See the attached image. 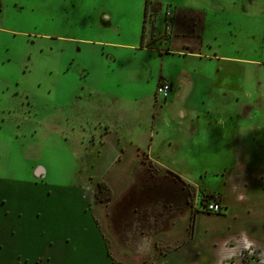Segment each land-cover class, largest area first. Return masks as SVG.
Returning a JSON list of instances; mask_svg holds the SVG:
<instances>
[{"label":"rangeland","instance_id":"374dc122","mask_svg":"<svg viewBox=\"0 0 264 264\" xmlns=\"http://www.w3.org/2000/svg\"><path fill=\"white\" fill-rule=\"evenodd\" d=\"M245 1L255 5L250 20L242 11ZM145 3L0 0V177L40 182L42 167L47 170L43 178L53 185L50 195L69 185L93 197L116 264L152 262L176 247L187 250L180 262L203 264L211 254L198 251L217 254L223 246L225 211L200 210L206 215L197 214L201 228L194 236L196 204L204 198L218 201L204 191L219 188L210 172H219L222 164L209 157L192 171L181 153L163 146L156 150L171 167L151 158L149 123L179 116L177 108L160 109L164 101L157 102V77L184 68L193 72L179 78L190 88L187 100L197 106L209 98L227 102L222 114L251 116L253 124L241 131L255 134L257 149L264 152V0H151L143 47ZM173 16V33L177 25L181 33L192 32L196 18L194 27L203 29L205 43L201 58L176 56L189 53L178 47L181 38L196 36L181 34L167 43ZM164 77L160 74L157 86ZM186 109L194 115V109ZM167 125H161L160 139L169 133ZM258 161L264 165L263 156ZM177 169L195 179L202 176L203 191L184 184ZM144 212L147 216L139 219ZM158 232L166 234L154 244ZM257 236L263 244L264 235ZM260 253L249 248L243 258L263 264L264 250Z\"/></svg>","mask_w":264,"mask_h":264},{"label":"crops","instance_id":"0c3cea01","mask_svg":"<svg viewBox=\"0 0 264 264\" xmlns=\"http://www.w3.org/2000/svg\"><path fill=\"white\" fill-rule=\"evenodd\" d=\"M242 8V11L247 13L246 20L253 18L255 9L253 3L245 1ZM174 10L173 8V12ZM196 21L193 17L192 32L181 33L177 25L176 32L173 33V16L168 44L179 38L181 34L196 36L193 39L181 38L178 47L187 48L189 53L187 55L178 53L176 56L202 57L200 54L204 52L202 48L205 43L200 36L203 29L194 27ZM261 58L264 59V55ZM191 73L193 72L185 68L173 73H159L157 85L160 74L164 75L163 79L171 84L168 97L157 99L159 103L160 100L164 101L160 109L168 111L177 108L179 116L170 119L168 123L159 124L156 119L153 123H149L146 129L148 133L145 132L147 141L150 134L153 135L152 132L154 137L146 150L156 163L166 167L170 166L166 163L169 160L159 155L156 150L158 147L163 146L173 153H181V158L192 171L209 157L220 158L223 166L221 165V169L217 170L219 172H210V170L205 172L206 175L210 172L211 175L217 176L219 188L209 191L204 189V192L217 195L218 202L224 208L225 213L221 216V222L224 221L226 227L222 229L223 234L220 239L223 246L217 254L203 249L198 253L203 252L208 256L211 254L209 256L211 260L208 259L203 264H211V261L223 264H252L244 260L243 252L249 248L258 253L264 250V239L262 238L263 244H260L257 236L264 235V165L258 161L261 156L264 157V152L258 151L259 138L255 134L241 131V122L250 121V124H253L251 116L243 119L235 115L227 116V111L225 115L222 114L227 102H215L209 98L201 100L202 103L197 106L194 99L187 100L190 88L181 85L179 78L187 74L190 76ZM154 99L156 100V94ZM186 107L194 109V115H188ZM162 124H168L169 133L160 139L159 135L162 132L159 129ZM201 133L204 136L203 144L197 142ZM118 137L121 141L122 134ZM238 150L242 151V155H237ZM39 172L42 178L38 176L37 179L40 182H28L26 179L20 182L19 179L0 177V264H116L111 252H108L104 235L98 225V216L94 209L96 202L93 201V197L89 199L87 194L69 185L56 191L52 196L50 194L53 192V185L43 178L47 170L39 167L37 175ZM176 172H179L178 174L185 180H183L184 184L197 187L199 192L203 191L199 188L202 176L195 179L191 176L192 173L185 174L178 169ZM200 210L199 208L194 216V236L199 234L201 228L199 215H206ZM143 214L139 219L146 215L145 212ZM169 217L170 220L171 216ZM147 222L152 223L150 216ZM235 223H246L247 226L237 228ZM158 229L160 230L159 227ZM165 234L154 233V244L161 241V237ZM242 236L246 241L240 240L239 237ZM231 239L234 240V245H231ZM238 242L241 244L239 245ZM184 248L181 251L177 247L172 248L161 254V258L157 257L158 259L155 258L152 262L144 263L189 264L190 261H179L187 255V250L184 251ZM231 256L236 257L235 262L226 261V258ZM251 262L255 263L257 260L253 259Z\"/></svg>","mask_w":264,"mask_h":264},{"label":"built area","instance_id":"2783aa9c","mask_svg":"<svg viewBox=\"0 0 264 264\" xmlns=\"http://www.w3.org/2000/svg\"><path fill=\"white\" fill-rule=\"evenodd\" d=\"M171 89V84L168 81H164L162 84L157 86V94L163 98H165ZM203 211H211L215 213L222 212L224 210L223 206L213 199L206 198L203 201L201 200L198 205H196Z\"/></svg>","mask_w":264,"mask_h":264},{"label":"trees","instance_id":"16d2710c","mask_svg":"<svg viewBox=\"0 0 264 264\" xmlns=\"http://www.w3.org/2000/svg\"><path fill=\"white\" fill-rule=\"evenodd\" d=\"M150 3H151V0H146V3H145V17H144V22H143V29H142V37H141V45L142 46H145L144 44V42H145V40H144V38H145V27H146V15H147V13H148V11H149V5H150ZM155 10L158 12L159 11V9H156L155 8ZM156 12V13H157ZM149 43H151L150 41L149 42H147L146 44H149ZM177 176V175H176ZM177 177H179V176H177ZM105 185V184H104ZM205 199V198H204ZM204 199H202V201L204 200ZM197 211H199V210H196L195 211V213L197 212Z\"/></svg>","mask_w":264,"mask_h":264},{"label":"clouds","instance_id":"9594fccd","mask_svg":"<svg viewBox=\"0 0 264 264\" xmlns=\"http://www.w3.org/2000/svg\"><path fill=\"white\" fill-rule=\"evenodd\" d=\"M197 6H200V5H197ZM257 115H260V114L258 113ZM262 119H264V117H262ZM250 123H251L250 121H243V122H241V128L242 129L249 128L250 127ZM197 142L200 143V144H203L204 143L203 133L200 134V137H199V139H198Z\"/></svg>","mask_w":264,"mask_h":264}]
</instances>
